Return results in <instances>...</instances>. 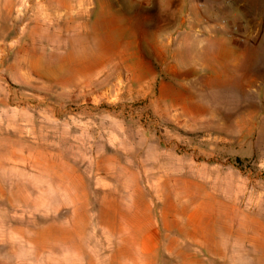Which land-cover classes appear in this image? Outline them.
Wrapping results in <instances>:
<instances>
[{"label":"rangeland","instance_id":"obj_1","mask_svg":"<svg viewBox=\"0 0 264 264\" xmlns=\"http://www.w3.org/2000/svg\"><path fill=\"white\" fill-rule=\"evenodd\" d=\"M69 2L0 0V264H264V0Z\"/></svg>","mask_w":264,"mask_h":264},{"label":"crops","instance_id":"obj_2","mask_svg":"<svg viewBox=\"0 0 264 264\" xmlns=\"http://www.w3.org/2000/svg\"><path fill=\"white\" fill-rule=\"evenodd\" d=\"M58 3L60 0H57ZM70 1V0H68ZM71 2V1H70ZM68 3L70 5L71 3ZM67 4H59V6H65ZM60 12V10H58ZM62 13V14H61ZM60 16L64 17L63 12L61 10ZM60 17V18H61ZM68 18V16H67ZM70 18V17H69ZM65 18H63L64 20ZM66 20V19H65ZM162 26V27H161ZM158 31L166 32V25L165 22L163 25H158ZM206 31L209 32V27H206ZM255 34V37H259V34L261 33V38H264V34L260 31L253 32ZM165 34V33H164ZM158 52H161V46L158 47ZM257 49V48H255ZM231 61L236 62V59L231 58ZM255 63L257 64V68L261 71L260 78L257 79V89L256 94L253 96H247L242 98V128L244 126L251 128L254 126V128H260L261 133L264 134V60L262 58L261 63L259 64L258 61ZM208 77V76H207ZM255 120V121H254ZM245 124H244V123ZM176 171V170H175ZM193 177H205V176H199L198 173L195 174V171L192 172ZM167 176H174V177H182V171H176L174 174H166ZM165 175V176H166ZM209 177V176H206ZM193 255V253H192ZM198 259V258H197ZM196 258H193V256H190V262L195 263ZM182 262V261H181ZM242 264H262L261 258L255 257V256H242Z\"/></svg>","mask_w":264,"mask_h":264},{"label":"bare ground","instance_id":"obj_3","mask_svg":"<svg viewBox=\"0 0 264 264\" xmlns=\"http://www.w3.org/2000/svg\"><path fill=\"white\" fill-rule=\"evenodd\" d=\"M71 1V0H70ZM75 4H73L72 5V3L70 4V5H68V3H67V5H65L64 7L66 8V10H67V16H68V18H65L64 19V21H73L74 20V23H75V30L78 32V33H81V26H82V22H81V18H82V9H81V3H80V0H75ZM29 3V2H28ZM28 7H30V9H33V14H32V16H31V20H32V22L31 23H33V26H38L40 23H42V24H44L45 23V17H46V15L48 16V17H50L49 16V12H47L45 9L47 8L46 7V4H41L40 2L38 3V2H31L30 4H29V6ZM63 7V6H62ZM50 10V9H49ZM26 11V10H25ZM63 11V10H62ZM65 11V10H64ZM60 13H61V11H60ZM45 14V15H44ZM51 14V13H50ZM62 14V13H61ZM54 14H52V16H53ZM66 15V14H65ZM47 17V18H48ZM54 17V16H53ZM61 16H59V12H58V22H60L61 23V21H60V18ZM70 17V18H69ZM56 19V20H57ZM54 23V22H53ZM67 26V25H66ZM69 26V25H68ZM73 28V27H72ZM60 30H62V28H60ZM64 30V29H63ZM34 41V40H33ZM31 64L32 65H34V64H37V58H35L34 60L32 59L31 60ZM68 65V64H67ZM66 65V66H67ZM104 171V170H103ZM104 174H105V172H104ZM174 186V185H173ZM187 218L189 219V220H191V221H193L194 220V215L192 214V213H190V214H187Z\"/></svg>","mask_w":264,"mask_h":264}]
</instances>
